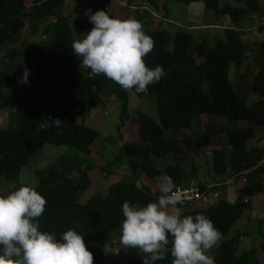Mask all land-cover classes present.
I'll return each mask as SVG.
<instances>
[{"label":"trees","instance_id":"trees-1","mask_svg":"<svg viewBox=\"0 0 264 264\" xmlns=\"http://www.w3.org/2000/svg\"><path fill=\"white\" fill-rule=\"evenodd\" d=\"M140 1L139 7L147 8L144 13L139 7L132 11L135 0H128L127 6L131 9L129 18L140 21L154 41L153 49L144 58L146 66L161 65L165 70L159 82L147 87L150 95L157 98L160 124L145 111L130 114L131 92H143L126 91L103 75L90 77V69L80 67L81 58L72 53L71 44L91 30L87 16L76 12L71 21L62 11L64 0H32L30 6L27 0H0V50L5 49L0 58L6 64L0 68V113L8 115L6 124L0 123V179L15 185L11 191L16 190L22 185V171L31 157L49 143L72 146L89 161V156L95 154L94 142L102 134L87 125L85 117L91 108L113 102L106 100V96L113 95L114 100L121 102L119 132L132 122L139 126L140 140L125 143L120 135L117 141L121 149L104 166L80 162L53 166L48 177L35 187L47 201L38 219L40 229L57 234L68 228L85 232L93 264H142L144 254L126 247L120 239L122 203L128 200L145 205L154 201L161 195L160 186L154 188L142 179L162 182L164 177L171 178L173 192L197 186L203 198L209 184L197 180L191 155L184 157L182 163L179 155L189 153L193 146L198 150L211 146L217 186L232 180L238 197L235 201L221 199L205 208L185 210L183 214L203 213L220 231L222 245L214 253L215 264H260L257 248L264 251V239L256 249L242 253L240 244L249 231L225 240L243 217L258 223L259 234L264 238V220L256 221L252 216L258 197L264 196V147L250 144L251 140L264 137V60L253 78L246 80L251 47L240 31L249 8L257 10L259 0H246L245 7L237 5L245 0ZM172 2L189 7L203 3L217 21L229 18L231 26L222 30L224 38L219 37V31L214 33L215 44L208 37L197 41L183 25L173 33L163 26L150 28V6L164 10L168 19ZM26 28L31 37L42 33L43 38L18 46ZM259 30L264 33V21ZM260 45L264 54V40ZM25 67L30 70L29 82L20 83ZM28 84L38 86L37 91L20 93ZM254 93L257 99L249 103ZM203 115L224 122H208L205 129L196 126L195 119ZM49 117L62 123L40 129L39 125ZM167 131H172L170 138H166ZM102 139L98 152L104 156L106 144L113 138ZM121 166H127L128 171L121 174ZM96 174L105 182L104 191L93 188ZM202 198L194 202L199 203ZM194 202L178 206L189 207ZM120 247L125 250L115 253ZM156 264H173V257L168 254Z\"/></svg>","mask_w":264,"mask_h":264},{"label":"clouds","instance_id":"clouds-1","mask_svg":"<svg viewBox=\"0 0 264 264\" xmlns=\"http://www.w3.org/2000/svg\"><path fill=\"white\" fill-rule=\"evenodd\" d=\"M84 15L92 28L72 42L71 51L81 58L80 67L90 69V77L103 75L126 91L142 93L165 75L161 65L146 66L144 58L154 41L140 21L112 17L105 10L85 9ZM29 71L24 68L20 83L29 82ZM61 123L49 117L39 128L59 127ZM159 191L161 195L145 205L128 200L122 203L121 242L144 254L142 264H156L168 254L173 264H215L210 250L221 233L213 221L203 213L183 214L178 206L182 200L173 192L171 178H163ZM46 203L30 185L0 194V264H93L85 232L68 228L57 234L40 229L38 219Z\"/></svg>","mask_w":264,"mask_h":264},{"label":"rangeland","instance_id":"rangeland-1","mask_svg":"<svg viewBox=\"0 0 264 264\" xmlns=\"http://www.w3.org/2000/svg\"><path fill=\"white\" fill-rule=\"evenodd\" d=\"M79 0H64V4L62 7L63 13L71 19L74 20L77 10L79 9V4H77ZM101 2L100 10H105L110 16L118 17V18H129L130 11L129 7L127 6L128 0H98ZM121 2V3H120ZM32 4V0H27V5L30 6ZM141 5L140 0H135L134 6ZM238 6L245 7L247 6V1H239L237 2ZM259 8L257 10L251 9L247 12L246 17L242 23L240 28L241 34L244 40L250 45L251 51L249 53V73H247V79L250 81L254 74L260 67L261 62L264 60V54L262 52V48L260 43L264 40V33L260 32L259 25L262 24L264 21V0H259L258 4ZM201 6V7H200ZM149 8V7H148ZM197 8V7H195ZM200 9V10H199ZM199 9L195 10V12H200L204 14V20L210 21L213 18V14L211 11H207L204 7V4L200 3ZM137 10V9H135ZM149 14L147 17L148 26L152 29L157 28L164 21L163 27L173 33L178 26L185 25L186 23H190L188 15L190 13V8L186 4L182 3H170L169 4V13H168V21L173 23L174 25H170L167 22V18L164 17V10H156L154 7L150 6ZM134 12V10H132ZM144 13V10H143ZM136 14V13H134ZM156 14V15H155ZM210 14V16H209ZM139 19V16H136ZM227 22H229V18H226ZM204 23V22H203ZM206 23V21H205ZM213 29H203V31L194 30L195 39L199 40L204 37L209 38V42L211 44H215L216 37H214V32L211 31ZM218 31V30H216ZM197 32V33H196ZM219 37L224 38V33L221 29H219ZM42 33H36L33 37H31V32L29 28L24 29L20 37L18 39L17 45L23 46L25 43H29L30 41L37 42L42 39ZM197 40V41H198ZM170 48H173V44L170 45ZM4 50H0V53H4ZM1 57V55H0ZM5 63L2 62L0 58V68L5 67ZM235 71L232 69L231 77H233ZM37 87L34 84H28L25 87H22L19 92L20 93H33L37 91ZM115 97L113 95L106 96V100L113 101L108 105L98 106L95 108H91L88 115H86V124L90 127L95 128L96 130L100 131L102 137L98 138L93 145V150H95L94 157L89 156L90 160L86 161L83 154L79 153L72 146L68 145H55V144H46L40 151L35 153L31 159L28 166H26L21 175V184L22 185H30L36 187L39 182L43 181L48 175L53 171L52 167L56 166L57 164H66V163H73V162H80V164H96L100 166H104L107 164L108 161L113 160L119 152V148L121 149V143L117 141L122 135L123 142L125 143H137L139 139V126L137 124H133L132 122H127L126 125L123 127L121 132H119L118 124L120 123V105L121 102L118 100H114ZM257 99V94H252L251 98L249 99V103ZM136 110H142L147 112L157 123L160 124L159 112H158V105H157V98L155 95H150V93L146 90L143 92L142 95H137L134 92H131L130 95V114L134 115ZM7 113L2 112L0 113V123L6 124L7 121ZM195 125L199 126L202 125L203 128L206 126L208 122L211 123H223L224 121L221 118L216 117H208V116H201L195 119ZM205 129V128H204ZM172 136V131L166 132V138H170ZM103 137H112L113 141L106 144L108 148H106V154L103 156L101 153L98 152L99 145L103 142ZM262 139V140H261ZM102 142H101V141ZM259 141V142H258ZM254 143L255 145H260L264 147V139L263 136H260V140L258 139ZM183 147L182 149H184ZM191 151L188 153H182L179 155L180 163L184 161V157L187 155H191L190 159H193L194 165L197 167V180L205 182L209 184L210 182H216V174L215 171L212 169L214 165L213 157H212V148L206 147L202 150L196 149V147H191ZM192 157V158H191ZM188 164L187 161H185ZM189 166V165H188ZM185 168V167H184ZM186 171V168L184 169ZM119 171H122L121 174L125 171H128L127 166H121ZM187 171H190L189 167ZM186 171V172H187ZM94 189L96 190H105L104 181L98 177V174L94 177ZM144 180V179H142ZM193 181V179H191ZM196 180V178H195ZM104 182V183H103ZM147 182L150 186L153 185V181L151 179H147ZM145 183V181H144ZM157 183V182H156ZM15 187V185L10 186L9 183L5 181L2 177L0 179V192H11V190ZM213 192V191H212ZM211 192V193H212ZM85 197H83L84 199ZM82 199V200H83ZM258 203L256 204V210L252 215L254 220L260 221L261 219L264 220V196L258 197ZM249 231V235H244V239L241 241L240 244V251L242 253L247 250L256 249L257 246L259 247L260 243L264 239L259 234L258 223H252V220L241 218L232 228L230 234L225 238V240H229L234 236ZM222 245V240L218 241V243L210 250V254L214 256L215 251L220 248ZM258 257L260 260V264H264V251L260 248H257ZM118 250V251H117ZM125 249L121 247L119 249L114 250L115 253H122ZM113 252V253H114ZM116 255V254H115Z\"/></svg>","mask_w":264,"mask_h":264},{"label":"crops","instance_id":"crops-1","mask_svg":"<svg viewBox=\"0 0 264 264\" xmlns=\"http://www.w3.org/2000/svg\"><path fill=\"white\" fill-rule=\"evenodd\" d=\"M199 5L200 4H196V5L193 4V5H191L189 7L190 8V13L188 15V18L190 20L189 21L190 23L189 24L186 23L183 26L188 28L190 31L193 32L194 30H197V32L198 31L200 32V31H203V29H213L211 31H213L214 33H217L219 31V29L223 30L225 27H230L231 26L230 21L227 22L226 19H223V22H219V21H217L214 18V16H213L212 19H210L211 22L207 21V20H204V14H202L200 12H195V10H197V8L199 9ZM133 6H131V9L135 10V8ZM195 7H197V8H195ZM209 16H210V14H209ZM167 21H168V19H167ZM205 21H206V23H205ZM162 23L164 24L163 20H162ZM167 23L170 24V25H174L173 23H171L169 21ZM163 24H161L160 26H163ZM178 27H180V26H178ZM216 30H218V31H216ZM193 34H194V32H193ZM258 139L260 140V136L255 138V139H253V140H251L250 142L254 143L256 140L258 141ZM263 139H264V137H263ZM144 181H145V183H147V185H149L147 180L144 179ZM152 181H153V185H154L153 187L154 188H157L162 183V182H157V181H154V180H152ZM216 182H210L209 183V185H208V188H209L208 193H207V195H204V197L202 198V200L199 201V203L198 202H194V203L190 204L189 207L188 206H184V207H182L183 211L189 210V209H193V208H197V207L205 208L207 206H210L212 203H215V202H217V201H219L221 199H227V200L229 199V200H233V201H235L237 199V197H238V189L236 187H234L232 183H230V182H232V180L226 182V184H224V185H219V186H217Z\"/></svg>","mask_w":264,"mask_h":264},{"label":"built area","instance_id":"built-area-1","mask_svg":"<svg viewBox=\"0 0 264 264\" xmlns=\"http://www.w3.org/2000/svg\"><path fill=\"white\" fill-rule=\"evenodd\" d=\"M133 7L135 9H138L139 5ZM145 8L146 7L140 9L144 10ZM174 193L181 197L182 204L180 205H186L187 203L197 201L201 199L203 196L200 189L197 186L184 187V188L181 187L176 189Z\"/></svg>","mask_w":264,"mask_h":264},{"label":"flooded vegetation","instance_id":"flooded-vegetation-1","mask_svg":"<svg viewBox=\"0 0 264 264\" xmlns=\"http://www.w3.org/2000/svg\"><path fill=\"white\" fill-rule=\"evenodd\" d=\"M77 4H79V9L77 10V13L84 10L85 4H89L94 7V10H100V6L102 5L100 1L94 0V2H91V0H79L77 1Z\"/></svg>","mask_w":264,"mask_h":264},{"label":"water","instance_id":"water-1","mask_svg":"<svg viewBox=\"0 0 264 264\" xmlns=\"http://www.w3.org/2000/svg\"><path fill=\"white\" fill-rule=\"evenodd\" d=\"M91 2H94V0H91ZM85 9H90L92 12H95L93 6H91V5H89V4H85V6H84V10L78 12V14H80V15H84Z\"/></svg>","mask_w":264,"mask_h":264}]
</instances>
